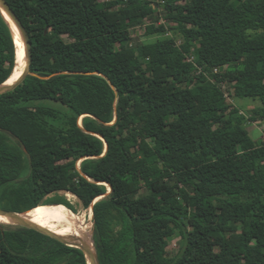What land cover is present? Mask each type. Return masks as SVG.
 <instances>
[{"label": "trees", "instance_id": "16d2710c", "mask_svg": "<svg viewBox=\"0 0 264 264\" xmlns=\"http://www.w3.org/2000/svg\"><path fill=\"white\" fill-rule=\"evenodd\" d=\"M6 1L37 76L0 95V208L74 211L51 196L71 192L84 209L105 196L93 206L100 264H264V142L248 131L264 121V0H159L160 12L150 0ZM160 21L171 35L134 44L133 29ZM16 62L0 12V85ZM46 222L71 238L79 227ZM10 227L0 264H88Z\"/></svg>", "mask_w": 264, "mask_h": 264}, {"label": "water", "instance_id": "95a60500", "mask_svg": "<svg viewBox=\"0 0 264 264\" xmlns=\"http://www.w3.org/2000/svg\"><path fill=\"white\" fill-rule=\"evenodd\" d=\"M0 12L6 18V20L10 23L11 27H12V23L10 22V20L12 22H14V24L17 26V28L20 32L22 41L24 42L25 57H26L25 69H24L20 79L15 83L9 84V81L11 79L10 78L6 83L0 85V95H4V94L10 93V92L14 91L15 89H17L20 85H22V83L29 76H37V75L33 74L32 70H31L32 44L30 42L28 32L26 31L22 22L17 17V15L14 13V11L12 10V8L10 7V5L7 3L6 0H0ZM17 62H16V67H15L13 74L16 71ZM13 74H12V76H13ZM81 126H82V124H81ZM108 187H109L108 194H110L112 192V188H111V186H108ZM103 198H105V196L100 197L99 199H97V201H99ZM95 203L93 204V206L95 205ZM57 205H61V204H57ZM93 206L91 207L92 210H93ZM24 213H27V212H24ZM24 213H17V212L8 211V210H4V209L0 208V218L8 219L12 223L11 225L35 230L39 233H42L46 236L53 238L56 241L63 243L64 245L80 249L84 253L88 264H100V259H99L98 253L96 251V248L94 246V243H93V245H90L88 243L79 241L76 238L61 237V236L55 234L53 231L25 219L23 217ZM0 224H2V223H0Z\"/></svg>", "mask_w": 264, "mask_h": 264}, {"label": "rangeland", "instance_id": "374dc122", "mask_svg": "<svg viewBox=\"0 0 264 264\" xmlns=\"http://www.w3.org/2000/svg\"><path fill=\"white\" fill-rule=\"evenodd\" d=\"M150 1L153 3V6L157 9V11L160 12V10L162 8H160V6H158V4H157L159 0H150ZM149 26H151V27H149V28L141 27V28H136V29L132 30V35H133V37L135 39V42H134L135 45L143 43V42H146L148 40L153 41V40L157 39V37L160 36V35H157L158 32H166L167 35H171V34H169L170 32L167 31V23H166V21H160V22H158L156 24H150ZM147 34L150 35V36H147ZM178 45H181L180 41L178 42ZM189 61L190 62H194V60L192 58H189ZM223 89L226 92L227 96H229L228 95V91H232L233 90V85H229V84L226 83L225 85H223ZM229 101L231 103H233L234 100H233V98H230ZM234 102H235L236 106L242 107V108L247 106V104H248L249 105V107H248L249 110H253L256 106L259 105L258 102L257 103H249L250 102L249 99H236ZM248 131H249L251 137L256 142H261V141L264 142V121L259 119L257 122L251 123L249 128H248ZM68 193H71V192H62L60 194H56V195L51 196V198L52 199H58V198L63 199L64 201H66L67 203L72 205V207L74 208V212H76V213H82V212H85V210H88V209H84V206H83L82 202L77 197H72L71 196L69 198L68 195H67ZM56 205L57 204L44 205V207H52V206H56ZM60 206L67 207L64 204H61ZM34 212H35V210L31 211L29 214H34ZM53 216H56V215L54 213H52V212H49V213L45 214L44 218L46 220V219H48L50 217H53ZM66 219H68L71 224L78 223L75 220H71L69 218H66ZM7 226H11L13 228L16 227V226H13V225H7ZM93 227H94V223H93ZM91 232H92L91 238H92V241H93V228H92ZM71 233L76 238H79V239L80 238H85L84 232H82L80 227H78L76 229H73L71 231ZM184 243H185L184 236L181 233L177 232L176 235H174L172 238L169 239V243L166 246V250L169 251L172 256H177V255H179L181 253L182 248L184 246Z\"/></svg>", "mask_w": 264, "mask_h": 264}, {"label": "bare ground", "instance_id": "6f19581e", "mask_svg": "<svg viewBox=\"0 0 264 264\" xmlns=\"http://www.w3.org/2000/svg\"><path fill=\"white\" fill-rule=\"evenodd\" d=\"M10 22L12 23V27H13L14 34H15V41H16V46H17V61H18L16 71L9 81V84H12V83L17 82L20 79V77H21V75L25 69L26 57H25V46H24V42L22 41L20 32H19L17 26L14 24V22H12L11 20H10ZM68 197L70 198L71 195H68ZM40 209H41V207H39L34 212V214H29L31 211L24 213L23 217L25 219L35 223V224H38L44 228H47V229L53 231L55 234H57L61 237H65V236H63V234L55 231L52 228V226L46 222V220L44 218L45 214L52 212L55 215L66 217V218H69L71 220H75L76 222H78L80 229L82 230V232H84V235H85V238H80V239L76 238V237L75 238L78 239L79 241L93 245L92 238H91V235H92L91 230L93 228L94 213H93L92 208L85 210V212H82V213H76V212L72 211L69 207H63L60 205H56V206H52V207H44L43 206L41 211H40ZM1 221H3V222H1ZM0 223H2L3 225H11L12 224L6 218H0Z\"/></svg>", "mask_w": 264, "mask_h": 264}, {"label": "crops", "instance_id": "0c3cea01", "mask_svg": "<svg viewBox=\"0 0 264 264\" xmlns=\"http://www.w3.org/2000/svg\"><path fill=\"white\" fill-rule=\"evenodd\" d=\"M82 124V123H81ZM108 190H109V187H108Z\"/></svg>", "mask_w": 264, "mask_h": 264}]
</instances>
